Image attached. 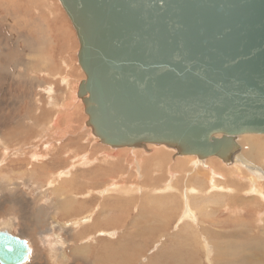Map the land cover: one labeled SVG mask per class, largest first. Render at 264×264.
Listing matches in <instances>:
<instances>
[{"label":"rangeland","instance_id":"obj_1","mask_svg":"<svg viewBox=\"0 0 264 264\" xmlns=\"http://www.w3.org/2000/svg\"><path fill=\"white\" fill-rule=\"evenodd\" d=\"M78 51L76 32L59 0H0L1 163L5 152L11 156L0 168V225L18 218L14 233L29 240L35 250L28 264H264V216L258 206L262 203L254 200L259 198L256 194H245L250 187L239 180L260 170L264 190V160L246 161V146L239 143L243 135L237 137L240 162L227 165L212 157L204 161L206 168L198 161L197 169L192 164L197 157L184 163L185 157L164 145H151L147 151L103 145L87 127L77 96L85 79ZM85 158L87 163H80ZM236 165L244 173L233 178ZM214 169L217 181L226 177L230 182L226 185L237 196L221 192L222 198H215L220 199L217 206L196 204L199 218L194 224L199 221V229L185 230L190 220L184 219L186 207L181 209L182 190L201 177L205 183L196 187L207 196L211 185L206 179ZM174 183L179 184V190L171 192L175 198H169V191L156 192ZM115 184L123 191L110 190ZM164 194L170 203H165ZM223 205L236 210L222 213ZM204 214L210 219L200 227ZM79 218L82 223L74 225ZM100 230L109 234L99 236ZM88 238L90 247L79 246Z\"/></svg>","mask_w":264,"mask_h":264},{"label":"water","instance_id":"obj_2","mask_svg":"<svg viewBox=\"0 0 264 264\" xmlns=\"http://www.w3.org/2000/svg\"><path fill=\"white\" fill-rule=\"evenodd\" d=\"M86 78L77 96L103 145H164L230 165L264 135V0H59ZM27 240L0 231V264Z\"/></svg>","mask_w":264,"mask_h":264},{"label":"bare ground","instance_id":"obj_3","mask_svg":"<svg viewBox=\"0 0 264 264\" xmlns=\"http://www.w3.org/2000/svg\"><path fill=\"white\" fill-rule=\"evenodd\" d=\"M46 43V42H45ZM37 52V51H36ZM49 64V63H48ZM47 74V73H46ZM85 74V73H84ZM28 75V74H27ZM63 77V76H62ZM56 78V77H55ZM59 78V77H58ZM85 78H86V76H85ZM74 83V82H73ZM78 91V90H77ZM74 97V96H73ZM73 99V98H72ZM36 102V101H35ZM81 102H82V100H81ZM37 108V107H36ZM59 115V114H58ZM61 115V114H60ZM88 119V118H87ZM56 120H57V118H56ZM54 125H56L57 126V122H56V124L54 123ZM244 137V138H243ZM240 138V137H239ZM243 138V139H242ZM242 141L241 142H239V141H237V142H239V143H241V144H243V145H245L246 146V151L245 152H243L244 153V157H245V159H246V161H248V160H250L251 161V164L253 163V164H255V163H257V162H259V161H263L264 160V137H262V136H260V135H256V134H248V135H243L242 136ZM240 139V140H241ZM34 140V139H33ZM238 140V139H237ZM238 143V144H239ZM1 145V144H0ZM37 145V144H36ZM7 146V145H6ZM149 146H151V144H148L147 145V150H148V147ZM159 146V145H158ZM239 146H240V149L242 148V146L239 144ZM4 147V146H3ZM31 147V146H30ZM40 147V146H39ZM128 148V147H127ZM17 149V148H16ZM15 149V150H16ZM19 149H22V148H19ZM4 150L5 151H7L8 150V148L6 147V149L4 148ZM4 150H3V152H4ZM23 150V149H22ZM146 150V151H147ZM24 151V150H23ZM22 151V152H23ZM54 151H56V150H54ZM17 152H18V150H17ZM28 152V151H27ZM72 152V151H71ZM70 152V153H71ZM21 153V152H20ZM35 153V152H34ZM239 153V152H238ZM238 153L233 157V160H232V163L234 162V161H241L243 158H239L238 159ZM7 154H8V152H5L3 155H5V157H4V160H3V163H1L2 161H0V168L3 166V164H4V162H5V160L7 159V158H9V157H11L10 155H8L7 156ZM31 154H33V153H31ZM36 154V153H35ZM34 155V154H33ZM73 156V155H72ZM180 157H182L183 155H179ZM28 157V156H27ZM34 158H37L38 156L37 155H35V156H33ZM40 157V156H39ZM42 157V156H41ZM40 157V158H41ZM48 157V156H47ZM157 158V155L155 156V154H153V156H151V158ZM159 157V156H158ZM183 157H185V159L186 160H184L183 162L184 163H187L188 164V162H189V160H192L194 157H196V156H183ZM155 158V159H156ZM190 158V159H189ZM198 158V157H197ZM199 159V158H198ZM237 159V160H236ZM8 160V159H7ZM38 160V159H37ZM80 160H83V159H80ZM87 161H88V159L87 158H85L84 159V161H80V163L81 162H83V164H86L87 163ZM188 161V162H187ZM202 164V166L204 167V168H206L205 166H206V164L204 163V159H199V160H197V162H195V161H193L194 163H192V164H195L193 167L194 168H196L197 169V166L199 165V162ZM142 162V161H141ZM222 162V161H221ZM245 162V161H244ZM36 163V162H35ZM158 163V162H157ZM190 163V162H189ZM42 164V163H41ZM197 164V165H196ZM216 164V163H215ZM214 164V165H215ZM219 164V163H218ZM242 164V163H241ZM246 162H245V165L244 166H246ZM32 165V164H31ZM140 165V164H139ZM78 166V165H77ZM155 166H157L158 168H160L158 165H155ZM208 166V165H207ZM238 165H236V167H234L233 168V172H231V174H232V177L233 178H237L236 176H240V174L242 173V167H237ZM80 167V166H79ZM250 167H251V165H250ZM67 168V167H66ZM156 168V167H155ZM170 168V167H169ZM192 168V167H191ZM193 168V169H194ZM213 168V167H212ZM71 169V168H70ZM195 169V170H196ZM216 169V168H215ZM215 169L214 170H211V174H210V177L208 178V179H206V180H208V182L210 183V189L209 190H207V192L205 191V193L207 194V196H204L203 194H204V192L202 191V192H200L199 190H198V188L196 187V186H198V185H203L205 182L202 180V179H200L199 177H198V171H196L197 173L195 174L196 175V177H198V179L197 180H195L196 182H195V185H189V186H187L186 188H185V190H182V191H184L185 192V194L183 193V196H182V194H181V196L183 197V200H184V202L181 204V209L183 208V206L184 207H186L185 208V214H183L185 217H184V219L187 221V220H190V222L189 221H187V223L186 224H184V228L183 229H185V230H192L193 228L194 229H196V227L198 228V226H197V224L199 223V221L197 222V224H194V222H196L197 221V218H199V217H197V216H199V215H196V214H199L198 213V210H197V207H196V204H198L199 203V205L201 204V205H203V207L205 206V205H216L217 206V202L220 200V199H215L217 196H220L221 198H222V194H220L221 192L222 193H224V194H228V196H230L229 194H233L234 193V191H232L231 189L232 188H230L229 187V185L227 184L226 185V183H230V182H228V180H226L225 178V176H222L223 178H224V181L223 182H221V181H217V178H215V175L216 174H219L218 172H216L215 171ZM218 169H220V168H218ZM249 169V168H248ZM251 169H253V166H252V168ZM255 170V169H254ZM69 171V170H68ZM209 171V170H208ZM222 171V170H221ZM61 172V171H60ZM65 172V171H64ZM71 172V171H70ZM186 173L185 174H188V172L187 171H185ZM190 172H192V171H190ZM202 172V171H201ZM23 173V172H22ZM195 173V172H194ZM200 173V172H199ZM244 173V172H243ZM242 173V174H243ZM69 174H71V173H69ZM173 174H174V172H173ZM172 174V175H173ZM201 174V173H200ZM220 174H222V173H220ZM241 174V175H242ZM250 174H251V177H247V175H246V179L244 178V179H241V178H239V180L240 181H246L247 183H248V185H249V187H250V191H248L247 189H246V191L247 192H245L244 191V193L245 194H247L248 192L250 193V194H253V195H255V197H258L259 196V198H257V199H254V200H257V201H259L260 203H262V204H259L258 206H259V210L261 211H259L260 213H259V215L261 216V215H263L264 216V190H263V188L260 186V181H259V178H260V175L259 174H261V171L260 170H257V172L256 171H254V173H251L250 172ZM0 175H1V172H0ZM56 175V174H55ZM171 175V174H170ZM192 175V174H191ZM59 176V175H58ZM60 176H62V175H60ZM73 176H74V174H73ZM227 176V175H226ZM55 177V176H54ZM66 177V176H65ZM232 177H231V179H232ZM243 177V176H242ZM173 178H175V177H173ZM192 178H193V176H192ZM66 179V178H65ZM57 181V180H56ZM55 181V182H56ZM194 181V180H193ZM229 181H230V179H229ZM236 181V180H235ZM235 181H233V183H235ZM74 182V181H73ZM178 183V182H177ZM177 183H174L173 185H171V186H163L164 187V189H163V187H161V188H157L156 189V192L158 193V195H160V194H162V193H167L168 191L171 193V192H174V191H178L179 189H178V185L179 184H177ZM49 184V183H48ZM51 184H53L52 182H51ZM172 184V183H171ZM225 184V185H224ZM237 184V183H236ZM166 185H167V183H166ZM207 186V185H206ZM258 186H260V187H258ZM46 187V186H45ZM52 188H53V185L51 186ZM56 187V186H55ZM109 188V187H108ZM110 188H112V186L110 187ZM109 188V189H110ZM121 188V189H120ZM129 188V187H128ZM200 188H203V187H200ZM54 189V188H53ZM107 189V188H106ZM109 189H107L106 190V192H108L107 194L108 195H110V193H109ZM119 189H120V191H119ZM136 189V188H135ZM204 189H206V188H204ZM236 189V188H235ZM105 190V189H104ZM110 190H114V192L115 191H118V192H121V191H123L122 190V187H119V185H116L115 184V186L112 188V189H110ZM130 190V189H129ZM91 191H92V189H91ZM94 191V190H93ZM103 191V190H102ZM168 192V193H169ZM126 193H130V192H126ZM168 194L169 195V198H175V196L171 193V194ZM182 193V192H181ZM188 193H190V194H188ZM203 193V194H202ZM156 194V193H155ZM177 194H179V193H177ZM205 194V195H206ZM122 195V194H121ZM165 195V197L163 198V199H165L166 201H165V203L166 202H168V203H170L169 202V198L167 197V194H164ZM249 195V194H248ZM155 196V195H154ZM191 196V197H190ZM233 196H237V195H234L233 194ZM244 196V195H243ZM176 197H178L177 195H176ZM227 197V196H226ZM219 198V197H218ZM245 198V197H244ZM152 199V198H151ZM155 199V198H154ZM69 201V200H68ZM153 201V200H152ZM175 202V201H174ZM12 205H14L15 207H17L18 206V202H16L14 199H12L11 200V202H10ZM238 203V202H237ZM252 205H253V208L252 209H255V205L254 204H249V205H247V206H250V207H252ZM61 206V205H60ZM224 206V209L222 210V208L221 207H219V209H220V212H222L223 213V211L224 212H226V211H228L229 212V210L230 209H232L231 207H233V206H230V205H223ZM222 206V207H223ZM246 206V207H247ZM207 207V206H206ZM213 207V206H212ZM245 207V208H246ZM200 208V207H199ZM202 208V207H201ZM244 208V209H245ZM219 209H218V211H219ZM237 209H238V207H237ZM243 209V210H244ZM248 209V208H247ZM249 209H251V208H249ZM248 209V210H249ZM209 210V209H208ZM236 210V209H235ZM235 210L233 209V210H230V212L231 213H233V212H235ZM246 210V209H245ZM244 210V211H245ZM182 211V210H181ZM215 211V210H214ZM241 211V210H240ZM254 211L255 210H252V212L254 213ZM83 212V211H82ZM246 212H248V211H246ZM250 212V211H249ZM123 213V212H122ZM208 213V212H207ZM216 213V212H215ZM245 213V212H244ZM180 215V214H179ZM200 215H202V214H200ZM210 214H204V216H202V218L200 219V223L202 224V226H200V227H203V225L204 224H206L207 223V221H209L208 219H210L209 216ZM88 216V215H87ZM254 216V215H253ZM259 217V216H258ZM85 218H89V219H91V215L89 216V217H86L85 216ZM181 218V217H180ZM183 218V217H182ZM89 219H87V220H89ZM178 220H180V219H178ZM183 219H181V221H182ZM214 220L215 219H213V221H212V224L214 223ZM217 220V219H216ZM17 221H18V218L16 217V216H13V217H10V218H8V220H7V222H6V220H4L2 223H1V225H0V231H3V232H9V233H11V234H13V235H16L15 233H14V231H13V228L17 225ZM184 221V220H183ZM19 222V221H18ZM219 223H221L220 221H218ZM258 222H259V220H258ZM80 223H82V221L80 220V218L78 219V220H76L73 224L74 225H79ZM86 223H87V221H86ZM181 223H183V222H181ZM204 223V224H203ZM261 223V222H260ZM258 224V223H257ZM209 225V224H208ZM214 225H218L217 223L215 224L214 223ZM223 226H224V224H223ZM139 227V226H138ZM205 227V226H204ZM213 227V226H212ZM162 228V227H161ZM165 229V228H164ZM199 229V228H198ZM198 229H196V231L198 230ZM202 229V231L205 229V228H201ZM201 229H200V231H201ZM114 230H116V229H114ZM113 230V231H114ZM205 230H207V228L205 229ZM153 231V230H152ZM180 231V230H179ZM161 232H163V231H161ZM161 232H159V233H161ZM189 232V231H188ZM97 234L99 233V236H105V235H108L109 234V232H107V231H103V230H100V231H97L96 232ZM126 233V232H125ZM152 233V232H151ZM164 233V232H163ZM183 233V232H182ZM185 233V232H184ZM190 233H192V232H190ZM128 234V233H127ZM188 234V233H187ZM197 234V233H196ZM195 234V235H196ZM164 235H166V234H164ZM35 236V235H34ZM89 236V235H88ZM152 236V235H151ZM202 236V235H201ZM221 236V235H220ZM231 236H234V235H231ZM230 236V237H231ZM20 238H22V239H25V238H23V237H21V236H19ZM98 237V236H97ZM173 237H175V236H173ZM183 237V236H182ZM198 237V236H197ZM159 238V237H158ZM170 238V237H169ZM234 238V237H233ZM91 239V238H90ZM89 238L87 239L88 241H86V239H84V240H82V242L79 244V246L80 245H82V246H86L87 248L88 247H90L89 245L91 244V242L89 241L90 240ZM100 239V238H99ZM164 239V238H163ZM175 239V238H174ZM236 239V238H235ZM25 240H27V239H25ZM161 240V239H160ZM177 240V239H176ZM85 241V242H84ZM124 241V240H123ZM172 241V240H171ZM173 241H175V240H173ZM172 241V242H173ZM253 241V240H252ZM27 242H28V245H29V248H30V254H29V258H28V260H27V262L25 263V264H28L29 263V260L31 259V254L35 251V250H33L34 248H33V245H31V243L29 242V240H27ZM119 242V241H118ZM127 242V241H126ZM125 244H127V243H125ZM156 244V243H155ZM157 245H159V244H157ZM231 245V244H230ZM79 246H77V249L79 250ZM129 246V245H128ZM156 246V245H155ZM164 246V245H163ZM162 246V247H163ZM207 246V245H206ZM130 247H131V245H130ZM208 247V246H207ZM159 248V247H158ZM177 248V247H176ZM182 248V247H181ZM214 248V247H213ZM231 248V247H230ZM208 249V248H207ZM86 250V249H85ZM88 250V249H87ZM87 250L85 251V253L87 252ZM160 250V249H159ZM178 250H179V248H178ZM209 250V249H208ZM103 251V250H102ZM175 251V250H174ZM173 251V252H174ZM210 251V250H209ZM208 251V252H209ZM181 252H182V250H181ZM124 253V252H123ZM175 253V252H174ZM180 253V252H179ZM189 253V252H188ZM210 253L211 252H209V255H210ZM105 255V254H104ZM180 255V254H179ZM118 256V254H116L115 255V257H117ZM175 256V255H174ZM176 256H177V254H176ZM184 256V255H183ZM211 256V255H210ZM99 257V256H98ZM128 257V256H127ZM168 257V256H167ZM178 257H180V256H178ZM185 257V256H184ZM195 257V256H194ZM39 258V257H38ZM142 258V257H141ZM196 258V257H195ZM175 259V258H174ZM37 260V259H36ZM92 260V259H91ZM172 260V259H171ZM167 261V260H166ZM169 261H170V259H169ZM185 261H186V259H185ZM113 264V263H112ZM140 264V263H139ZM147 264V263H146Z\"/></svg>","mask_w":264,"mask_h":264}]
</instances>
